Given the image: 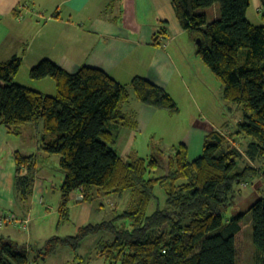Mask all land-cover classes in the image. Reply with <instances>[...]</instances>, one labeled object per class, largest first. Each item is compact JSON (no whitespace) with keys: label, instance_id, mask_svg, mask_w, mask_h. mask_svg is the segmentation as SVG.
<instances>
[{"label":"trees","instance_id":"obj_1","mask_svg":"<svg viewBox=\"0 0 264 264\" xmlns=\"http://www.w3.org/2000/svg\"><path fill=\"white\" fill-rule=\"evenodd\" d=\"M249 1L171 0L180 27L198 40V56L221 81L223 98L243 114L229 138L217 130L208 132L202 154L192 161L183 142L148 157L126 159L115 150L116 130L135 126L121 110L131 95L145 105L178 112L166 89L147 78L135 76L122 84L100 68L82 65L69 73L45 58L30 68L29 76L52 78L55 94L50 95L14 81L21 57L0 63V125L15 131L41 121L39 147L59 156L63 174L62 220L68 219L69 205L78 195L91 203L96 196L131 192L130 205L121 213L82 225L75 235H52L36 253L0 235V264H47L60 245L77 248L86 236L98 233L109 235L97 243V255L109 264H237L236 237L246 213L257 263L264 264V193L244 213L225 220L239 185L255 177L264 185V25L247 19ZM214 3L220 16L209 21L198 9ZM160 24L152 37L155 45L168 35L167 22ZM235 136L247 139L243 150ZM13 156L16 197L25 203L33 191L36 155L16 150ZM244 156L259 165H240ZM158 170L162 173L155 175ZM157 186L164 190L163 207ZM19 220L17 226H24Z\"/></svg>","mask_w":264,"mask_h":264},{"label":"crops","instance_id":"obj_2","mask_svg":"<svg viewBox=\"0 0 264 264\" xmlns=\"http://www.w3.org/2000/svg\"><path fill=\"white\" fill-rule=\"evenodd\" d=\"M160 21L167 22L168 35L161 45H155L152 43V37L158 32ZM192 41L196 43L195 38L180 27L171 0H0V63L13 56L21 57V67L14 81L50 95L55 92L54 81L46 77L27 82L25 75L18 79L22 67L30 71L33 65L47 58L69 73L76 72L82 65L100 68L122 84H129L135 76H142L165 88L181 113L177 98L187 100L190 88H186V85L196 82L195 69L191 65L195 56ZM223 104L225 110L218 112L222 121L217 123L206 116L196 118L188 112L186 117H181L183 122L174 120L171 125L160 122L161 128L156 129L153 125L155 117L162 118L164 113L169 111L161 110L164 112L159 113L157 109L160 108L145 105L131 95L121 104V110L133 119L135 126L118 128L115 150L117 151L118 147L124 153H117L126 159L133 156L148 157L157 149H166L164 140L169 139L167 133L170 131L175 141L186 144L187 158L192 161L202 154L204 137L208 132L217 130L229 138L236 130L238 122L242 120V111L234 124L221 117L226 110L232 111L234 107L225 102ZM235 109L241 110L237 105ZM163 120L167 122L168 117ZM185 124L187 129L183 134L179 132V128ZM146 128L152 129L154 134L160 130L161 137L148 140L145 145V152L148 154L141 155V149L133 140L137 139L136 134H141ZM42 133L41 121L21 125L15 131L0 125V212L13 213L28 222L25 226L4 222L0 226V235L9 237L33 253H36L37 248H41L46 240L30 231L36 223L32 217L33 206L30 199L32 195L34 199L35 185L37 190H42L43 181L38 179L35 185L33 183L29 201H19L15 190L16 163L13 152L18 150L26 155L39 154L46 160L50 155L39 147ZM235 138L243 150L247 139L242 136ZM31 139L36 148L40 149L39 153H34L32 147H27V142ZM126 139L130 145L127 153L123 151L126 150L123 149ZM176 144L168 145V151ZM242 159L245 164L249 162L255 167L259 165V162L251 161L246 156ZM44 175L43 178L47 180L49 176L47 173ZM261 183L263 184L262 180ZM52 186L54 188V185ZM238 190L237 187V192ZM247 191L243 196H252L245 201L247 206L244 208L238 205V202L234 204L240 210L239 213H244L261 196L252 188ZM80 196H77L75 204L89 207V202ZM243 201L241 203H244ZM73 205H69V210ZM237 214L233 213L230 218ZM33 242L39 244L33 247L36 249L32 248Z\"/></svg>","mask_w":264,"mask_h":264},{"label":"rangeland","instance_id":"obj_3","mask_svg":"<svg viewBox=\"0 0 264 264\" xmlns=\"http://www.w3.org/2000/svg\"><path fill=\"white\" fill-rule=\"evenodd\" d=\"M198 12H205L207 14V18L209 21L214 20L220 16V6L218 3H214L208 8L198 9ZM264 8L262 6L261 0H250L249 7L247 11V19L255 24V25H264ZM195 55L192 59L191 65L193 69H195V80L196 82H190L186 85V88L189 87V94L187 100L183 101L182 98H177L179 101V106L181 108V113H170L166 109H157L159 113H163L165 110L168 113H164L162 118L155 117L153 120V125H155L156 129L161 128V123H166V125H171L174 120L183 122L182 116L186 117L188 112L194 115L196 118L201 116H206V118H210L214 122L222 121L220 119L219 110H225V105L223 102L228 103L229 105H234L232 111L226 110L224 115L221 117L226 118L232 124L236 123L239 119L240 109H235V104L226 101L222 97V84L221 81L211 72V70L201 61L200 57L196 53V43L192 41ZM209 70L203 71L205 69ZM26 70V71H25ZM25 71V73H24ZM193 73V72H192ZM26 76L27 82H30L34 79H31L29 76V70L25 67H22L19 72L17 78L22 79L23 76ZM49 80H53L48 77ZM47 91V90H44ZM55 94V92H54ZM168 117V121L165 122L163 119ZM159 119V120H157ZM162 119V120H161ZM161 122V123H160ZM179 132L185 133L187 129V125H183L179 128ZM118 129L116 130L117 133ZM136 140H133L141 150V155L148 154L145 152V145L148 140L151 138H159L160 130L156 134L153 133V130L150 128H146L141 132V134H136ZM168 140H164L167 145H164L166 148L164 151L169 152L168 145L173 143H180L178 140L175 141L173 134L169 131L167 133ZM178 141V142H177ZM181 141V140H180ZM24 142V138H23ZM33 140L28 141L27 147H32V151L34 153H39L40 149L36 148V146L32 143ZM176 144V145H177ZM124 148L127 153V149L129 151V142L126 139L124 142ZM240 145V144H239ZM38 147V146H37ZM173 150V148H172ZM117 151L119 154L123 155L124 152L120 151L117 147ZM131 152H128L130 154ZM59 158L58 155H50L46 160L42 157V155L36 154V171L34 178V185L36 184V180L40 179L43 181L42 190H37L36 185L34 187V199L33 195L31 196L33 213L32 217L35 219L34 229L30 230L33 232V235H38L39 237H43L47 239L51 235H75L78 228L82 225L89 223H97L102 221L103 219L107 220L112 218L116 213H121L124 209L129 207L128 204L131 192L126 191L121 195L116 193H110L108 195H101L99 197H94L93 201L90 203L89 207L84 206L82 204H75V199L72 200L70 206V210L68 212V219L62 220L58 213V206L60 203V184L63 174L60 171L59 163L57 161ZM160 160L166 161L165 158L160 156ZM242 160V161H241ZM240 160V164L244 165V159ZM43 165V166H42ZM44 168V170H43ZM44 173H47L49 176V180L44 179ZM162 170H158L155 175L161 174ZM44 175V176H43ZM46 177V176H45ZM260 177H255L250 179L245 184L239 185L238 192L236 191L234 204L238 202V205L242 207H246L247 203L245 202L247 199H251L252 196L247 195V190L252 188L255 193L262 195L264 193V185L261 183ZM51 181V182H50ZM54 185V188L53 186ZM247 189V190H245ZM243 193H246L243 196ZM155 194L159 198V206H164L165 194L164 190L157 186L155 188ZM78 195V194H77ZM82 199V196H80ZM244 200V201H243ZM243 201L244 203H241ZM240 203V204H239ZM233 204V205H234ZM236 205V204H235ZM232 206L225 213V220L229 219L231 215L234 213H239L237 206ZM154 208V203H152L148 212H151ZM244 221H242V230L236 237V247H237V264H256L258 262V253L254 247L253 239H252V226H251V216L250 213H246L244 216ZM28 223V222H27ZM25 223V224H27ZM57 225V227H56ZM23 233V232H22ZM26 236V235H25ZM101 236L108 238V234H89L84 239H82L77 248H72L71 245H60L55 252H53L50 256H48L46 263L47 264H109L102 257H99L97 243ZM18 239V237H15ZM104 238V239H105ZM37 242L32 243V248L37 246ZM36 249V248H33ZM38 249V248H37Z\"/></svg>","mask_w":264,"mask_h":264},{"label":"built area","instance_id":"obj_4","mask_svg":"<svg viewBox=\"0 0 264 264\" xmlns=\"http://www.w3.org/2000/svg\"><path fill=\"white\" fill-rule=\"evenodd\" d=\"M4 222H11L14 225H19L22 222L19 220V218L13 214V213H7V212H0V226L4 224ZM24 226L26 225L25 223H27V220H24Z\"/></svg>","mask_w":264,"mask_h":264},{"label":"water","instance_id":"obj_5","mask_svg":"<svg viewBox=\"0 0 264 264\" xmlns=\"http://www.w3.org/2000/svg\"><path fill=\"white\" fill-rule=\"evenodd\" d=\"M261 2H262V6L264 8V0H261ZM196 43H198V40H196Z\"/></svg>","mask_w":264,"mask_h":264}]
</instances>
